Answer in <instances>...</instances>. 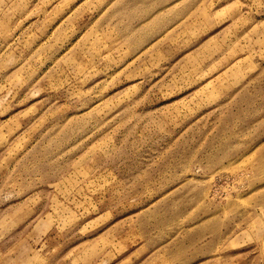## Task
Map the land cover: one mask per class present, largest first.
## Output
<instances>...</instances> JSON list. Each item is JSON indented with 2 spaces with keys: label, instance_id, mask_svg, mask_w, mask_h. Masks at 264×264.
Wrapping results in <instances>:
<instances>
[{
  "label": "rangeland",
  "instance_id": "rangeland-1",
  "mask_svg": "<svg viewBox=\"0 0 264 264\" xmlns=\"http://www.w3.org/2000/svg\"><path fill=\"white\" fill-rule=\"evenodd\" d=\"M0 264H264V0H0Z\"/></svg>",
  "mask_w": 264,
  "mask_h": 264
}]
</instances>
